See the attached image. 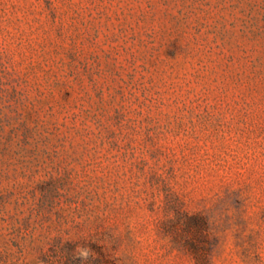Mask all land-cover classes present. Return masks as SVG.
<instances>
[{
  "label": "rangeland",
  "instance_id": "1",
  "mask_svg": "<svg viewBox=\"0 0 264 264\" xmlns=\"http://www.w3.org/2000/svg\"><path fill=\"white\" fill-rule=\"evenodd\" d=\"M0 264H264V0H0Z\"/></svg>",
  "mask_w": 264,
  "mask_h": 264
},
{
  "label": "clouds",
  "instance_id": "2",
  "mask_svg": "<svg viewBox=\"0 0 264 264\" xmlns=\"http://www.w3.org/2000/svg\"><path fill=\"white\" fill-rule=\"evenodd\" d=\"M87 255H88V253H87V251L85 250V251H83V252L81 253V258H82V259H86V258H87Z\"/></svg>",
  "mask_w": 264,
  "mask_h": 264
}]
</instances>
